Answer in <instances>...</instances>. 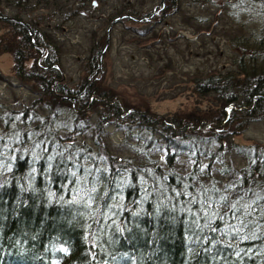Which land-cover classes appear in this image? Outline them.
Wrapping results in <instances>:
<instances>
[{
	"label": "trees",
	"instance_id": "16d2710c",
	"mask_svg": "<svg viewBox=\"0 0 264 264\" xmlns=\"http://www.w3.org/2000/svg\"><path fill=\"white\" fill-rule=\"evenodd\" d=\"M56 1L0 0L16 66L32 61L25 74L37 81L46 111L34 129H45L42 140L29 147L20 127L11 141L0 140L16 149L0 172V264H264V147L234 141L264 121V21L231 41L240 52L230 67L188 72L207 110L159 116L114 102L100 76L104 43L88 50L80 83L66 89L55 39L22 22L19 11L4 15V4L19 10ZM226 3L237 13L255 5L264 12V0ZM176 5L160 0L150 13L127 19H154ZM173 68L166 64L162 73ZM93 112L89 126L86 113ZM63 113L70 122L64 138L54 130ZM109 123L138 131L135 144L121 145L128 156L107 152ZM90 128L102 159L70 140Z\"/></svg>",
	"mask_w": 264,
	"mask_h": 264
},
{
	"label": "rangeland",
	"instance_id": "374dc122",
	"mask_svg": "<svg viewBox=\"0 0 264 264\" xmlns=\"http://www.w3.org/2000/svg\"><path fill=\"white\" fill-rule=\"evenodd\" d=\"M176 1L174 8L146 20L127 19V15L150 13L158 8L160 0H59L56 6L32 2L19 10L5 4L3 8L8 17L19 11L22 22H31L41 33L55 39L62 57V83L66 89L80 83L88 50L101 42L105 44V51L101 56L100 76L106 88L116 94L114 102L159 116H173L207 110L209 101L193 93L188 72L230 67L234 55L240 52L232 48L231 41L245 39L250 32L259 31L264 21V12L256 5L248 13H237L227 8L229 0ZM146 29L151 32L146 33ZM9 33V28L0 24V117H4V120L0 118V140L6 137L11 141L12 131L20 127L27 134L24 140L30 147L32 142L43 139L41 134L45 129H34L38 128L35 122L44 125V98L37 81L26 76L31 71L32 61L22 62L21 69L16 66L12 52L14 40ZM169 63L174 67L172 71L162 73ZM8 113L11 119L5 123ZM86 117L92 126L96 114L86 113ZM68 126L70 122L65 113L55 118L54 130L63 138L68 132L64 128ZM137 134L133 127L109 123L104 125L103 145L108 147L107 152L125 157L129 152L121 145L124 142L135 144L133 137ZM70 140L84 143L91 156L102 159L99 154L102 151L93 142L91 128L83 136ZM234 141L246 147H264V121L252 123ZM15 151L0 146V172L9 169ZM83 164L89 166L90 163L84 161ZM82 194L86 195V189Z\"/></svg>",
	"mask_w": 264,
	"mask_h": 264
}]
</instances>
